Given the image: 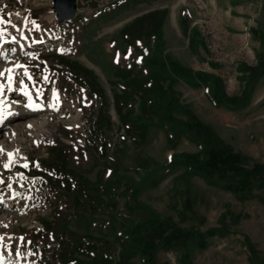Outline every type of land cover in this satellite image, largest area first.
I'll list each match as a JSON object with an SVG mask.
<instances>
[{
    "label": "rangeland",
    "instance_id": "obj_1",
    "mask_svg": "<svg viewBox=\"0 0 264 264\" xmlns=\"http://www.w3.org/2000/svg\"><path fill=\"white\" fill-rule=\"evenodd\" d=\"M74 1L75 14L61 19L55 0H0V6L7 8L1 7L0 16L10 21L0 23V116L28 106L34 110L43 108L23 117L25 126L19 129L14 127L13 114L0 122V264L86 261L88 256L76 249L77 243L84 241V237L90 242L91 234L98 236L108 230L107 237H114L112 224L103 230V221L125 212L124 189L130 185L141 187L138 201L152 207L161 217H173L185 228L195 226L206 233L220 228L226 215L225 234L207 236L205 249H192L194 264L264 263V72L254 89H247V69L257 67L261 71L264 0ZM164 8L168 10L167 19L155 38L144 36L132 42L122 37V28L134 18ZM64 21L76 22L75 25L89 21V25L80 40L70 42L55 32ZM59 52L63 58L92 71L97 83L94 90L102 92L104 102L94 91L75 81L71 80L70 87L66 85L67 77L55 58ZM142 63L145 64L140 67ZM131 67L136 78H148L145 82L153 71H166L169 77H175L176 73L185 74L188 68L220 78L228 96L247 92L245 103L237 107L215 105L206 92L213 80L208 84L193 83L194 79L180 76L174 88L181 92V97L169 113L186 120L187 112H191L215 131L219 141L245 159L242 167H262L253 180L251 198L238 200L231 190L209 185L198 175L191 177L187 192V185L178 181L185 167H170L167 163L173 154L198 152L200 141L185 133L178 135L170 121L152 117L143 141L137 125L127 124L130 133L125 130L113 96L129 91L122 70ZM9 76L13 78L11 83ZM130 102L137 111L139 97L135 95ZM108 117L111 120L107 123ZM32 119L38 123L47 121L38 131L27 124ZM58 142L69 147L60 159L47 149ZM9 153L13 154L11 158ZM141 155L152 159L154 166L138 168L136 159ZM41 162L54 163L71 176L76 175L81 188L85 184L91 193L95 194L100 184L115 192L113 199L117 205L110 213L71 221L69 238L64 237L71 241L69 259H30L32 233L43 230L45 221H56L57 211L70 201L69 194L64 192L57 200L53 194L40 192L51 182L47 175L60 176L56 170L46 171ZM187 194L193 198L195 216L181 222L178 211L184 207ZM44 195L48 196L47 201L42 200ZM248 240L253 243L252 248ZM47 242L57 249L62 240L49 234ZM250 249L260 262L250 260ZM177 257L178 249L160 250L157 262L181 264Z\"/></svg>",
    "mask_w": 264,
    "mask_h": 264
},
{
    "label": "trees",
    "instance_id": "obj_2",
    "mask_svg": "<svg viewBox=\"0 0 264 264\" xmlns=\"http://www.w3.org/2000/svg\"><path fill=\"white\" fill-rule=\"evenodd\" d=\"M1 7L7 10L5 5H1L0 11ZM167 15L168 10L165 8L155 9L140 15L122 28V37L132 42L144 36H148L151 40L156 37V32L159 33L160 29H162ZM75 24L76 22L64 21L62 26L57 28L56 31L59 35L67 38V40L72 41L77 40V38L80 40L89 25V21ZM60 54V52L56 53L55 58L60 64L59 69L67 77L65 79L67 81L66 85L70 87V84H72L71 80L75 81L80 86L94 91L97 97L104 102L102 92L99 93L94 90L95 86L97 87V83L94 81L96 79L92 71L76 61H69L65 57L63 58ZM259 56L261 71H258L259 68L257 67L247 69L248 72L250 70L247 89L250 87L253 90L259 77L264 72V55L260 54ZM144 64L142 63L140 67ZM132 69L133 67L126 71L125 69L122 70V76L125 78L124 82L129 84V91H123L122 94L114 93L113 96V103L123 126L125 127L127 124L132 127L134 124L137 125L136 129H138L139 135L142 137L141 141H143L152 117L157 116L170 121L172 128L177 130L178 135L185 133L194 141H200L201 147L198 152H182L176 156L173 154L167 163L170 167H185V171L178 181H183L187 185V192H190L191 177L198 175L209 185L231 190L238 200L251 198V192L254 188L253 180L259 171L263 170L262 167L259 164L252 169L242 167L241 163L245 159L240 154L234 153L230 146L224 144L221 140L219 141L215 131L199 121L191 112H187L186 120L176 119L169 113L172 108L176 107L181 97V92L174 88L176 79L180 76H184L188 80L194 79L193 83L203 82L208 84L210 79L213 80V84L210 82L212 85H207L206 92L215 105L224 104L228 107H237V105L245 103L246 97L249 96H247V92L240 96H228L220 78L206 75L202 71L192 72V69L188 68L184 71L185 74L178 75L179 73H176L175 77H169L166 71H153V73L151 72L152 77L147 82L145 81L148 78H136L135 75L133 76ZM145 71L148 72V70ZM135 95L139 97L137 111L132 107L133 102L129 103ZM98 120L99 118L94 123H97ZM110 120V117H108L107 123ZM125 130L130 133V129L128 130L125 127ZM173 137H170V139ZM47 149L53 150L57 159L63 157V152L67 153L69 151V147L61 142L48 145ZM136 162L138 168L148 165L154 166V161L147 156H138ZM41 164L46 171L56 170L60 176L54 178L47 175L48 180L51 182H47L48 186H43L40 192L48 193L49 195L53 194L55 200L59 199L61 193L64 192L69 194L70 201L64 209L57 211L56 221H45L43 230H35L32 233V245L30 248L38 254L39 259L45 256L51 258L60 256V258L69 259L72 255L67 250L71 246V241L66 238H69L71 221L73 219L88 220L93 214L103 213V215H106L107 212L110 213V209L117 205V202L113 199L115 192L112 191V187L105 189V184H100L94 190L96 191L95 194H97L95 195L91 193L85 184L81 188L78 177L76 175L71 176L69 172L66 173L63 167H58L54 163L41 162ZM62 165L64 166V164ZM35 171L39 172L37 167ZM140 190L141 187L130 185V188H128L127 186L124 189V192L127 191L124 205L125 212H121L118 216H113L112 219L103 221L105 225L103 230H106L112 224L110 228L111 233L114 232L112 239L107 237L109 234L108 230L98 236L91 234L88 240L90 242L85 241L84 237V241L77 243L76 249L79 251L81 249V253L88 256L86 261L80 260V264H158V252L170 249H178L177 258L181 264H194L191 259L193 248L205 249L207 247V236L225 234L226 231H223V229L225 230L228 227L225 219L226 215L223 216L220 228L214 227L206 233H202L198 227L185 228L171 216L161 217L158 215L152 207L137 200L136 196ZM101 195L105 197L98 200L97 197ZM41 197L42 200L45 198L44 201L48 200L47 195ZM178 216L181 222L191 216H195L194 201L190 194L186 195L184 207L178 211ZM49 234L61 238L62 242L59 248H53L51 247L52 245L48 244ZM41 242L45 244L39 246ZM251 243L248 240V244L252 248L253 243ZM117 250L118 254L116 255ZM252 250L250 249L249 251L250 260L257 263L260 262L255 259ZM44 260L48 261L46 258ZM260 263L262 264L263 262Z\"/></svg>",
    "mask_w": 264,
    "mask_h": 264
},
{
    "label": "bare ground",
    "instance_id": "obj_3",
    "mask_svg": "<svg viewBox=\"0 0 264 264\" xmlns=\"http://www.w3.org/2000/svg\"><path fill=\"white\" fill-rule=\"evenodd\" d=\"M38 104H35L34 106H37ZM40 107V106H39ZM43 110V108H40L39 110H34L31 109L29 106L27 108H25L24 110H18V109H12L11 111H9L8 113H6L5 115L2 116V119H0V122H2V120H4L5 116L11 115L13 114V120H14V127L15 129H19L22 128L23 126H25V123L23 122V117L30 115L34 112H38ZM36 120H30L27 124L30 125L31 127H34L35 129L37 128L39 131V128H43V125L46 124L47 120H44V122H35ZM3 123V122H2ZM0 123V124H2ZM44 130V129H42Z\"/></svg>",
    "mask_w": 264,
    "mask_h": 264
},
{
    "label": "water",
    "instance_id": "obj_4",
    "mask_svg": "<svg viewBox=\"0 0 264 264\" xmlns=\"http://www.w3.org/2000/svg\"><path fill=\"white\" fill-rule=\"evenodd\" d=\"M55 8L61 19H69L76 12V4L74 0H55Z\"/></svg>",
    "mask_w": 264,
    "mask_h": 264
},
{
    "label": "snow or ice",
    "instance_id": "obj_5",
    "mask_svg": "<svg viewBox=\"0 0 264 264\" xmlns=\"http://www.w3.org/2000/svg\"><path fill=\"white\" fill-rule=\"evenodd\" d=\"M8 22H10V21H5L4 18L2 16H0V23H8ZM8 71H12V70L9 69ZM8 79H9V82L11 83L13 78L11 76H9ZM0 87H2V86H0ZM25 94L27 95V93H25ZM2 103H3V101H0V104H2ZM0 119H2V116H0ZM12 156H13V154L9 153V157L11 158ZM8 166L9 165H6V167H8ZM25 167H27V165H25ZM2 240H3V237H0V241H2Z\"/></svg>",
    "mask_w": 264,
    "mask_h": 264
}]
</instances>
